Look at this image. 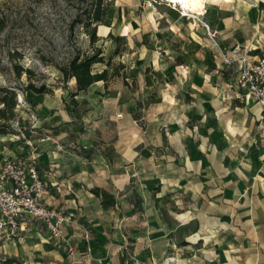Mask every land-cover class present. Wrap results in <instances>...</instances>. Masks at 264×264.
Instances as JSON below:
<instances>
[{
	"label": "rangeland",
	"instance_id": "obj_1",
	"mask_svg": "<svg viewBox=\"0 0 264 264\" xmlns=\"http://www.w3.org/2000/svg\"><path fill=\"white\" fill-rule=\"evenodd\" d=\"M90 2L0 0V87L14 90L17 100L12 132L0 135V167L8 159L34 160L51 197L48 187L52 189L54 171L60 164L73 163L75 155L85 159L84 151L90 152L86 158L89 161L97 153L110 154V162L124 165L129 159H123L117 150L135 148L137 159L142 157L146 164L150 163V154L153 157L158 153L160 162L166 159L167 151H159L165 142L159 143L157 137L166 133L168 118L170 123L175 121L171 113L167 115L164 104L163 108L157 104L158 96H182L177 89H167V84L176 81L171 64H183L188 70L203 65L208 84H229L226 90L207 89L209 96L219 94L226 100L232 93L244 102L253 100L237 86L240 58L245 56L251 64L258 62L249 61L252 48L260 50L254 56L264 58V0H206L202 15L184 11L169 0H106L110 5L97 27L94 46L102 50L105 59L111 57L112 65L124 68L106 87L96 82L75 97L85 102L87 111L80 121L71 122L64 104L74 81L63 83L58 68L68 63L75 47L82 52L91 50L81 24L74 22ZM109 33L122 40L116 43L108 38ZM197 37L204 42V64L196 51L191 58L187 55ZM116 48L119 53L114 55ZM13 53L24 69L33 72L32 81L37 86L45 84L47 92L25 90L26 76L15 78L9 69L8 55ZM227 53L234 62L231 66L223 60ZM104 68V64H97L93 72ZM175 75L181 83L191 82L189 75ZM257 105L261 110L259 123L264 124L262 108ZM159 173L165 177L168 172ZM141 174L150 175L149 171ZM130 196H136L137 202L135 192ZM181 202L177 197L174 203L163 204V217L169 209L181 214ZM21 227L14 236L0 228V264L6 258H16L21 264H75L60 261L66 250L57 248L41 224L30 221ZM168 261L165 264L174 262L170 258Z\"/></svg>",
	"mask_w": 264,
	"mask_h": 264
},
{
	"label": "crops",
	"instance_id": "obj_2",
	"mask_svg": "<svg viewBox=\"0 0 264 264\" xmlns=\"http://www.w3.org/2000/svg\"><path fill=\"white\" fill-rule=\"evenodd\" d=\"M193 41L187 55L191 58L196 51L206 63L204 42L198 37ZM259 51L252 48L249 61L264 59L254 56ZM169 67L176 81L167 89H177L182 96H158L157 104H164L175 121L165 117L167 131L157 137L165 142L159 149L167 151L165 160L150 154L146 164L142 157L137 159L135 148L120 149L117 153L129 159L127 165L97 153L90 161L75 155L73 163L54 171L52 189L48 187L53 197L46 191L43 203L75 214L64 231L74 253H65L61 262L165 264L170 258L173 264H264L260 107L236 100L232 93L226 100L219 94L209 96L207 89L226 90L229 84H208L203 65L189 70L183 64ZM175 72L189 75L191 82L184 85ZM146 171L149 177L141 174ZM162 171L168 172L165 177ZM96 189L112 196L115 204L103 206L101 197L91 193ZM177 197L182 198V213L169 209L163 217V204Z\"/></svg>",
	"mask_w": 264,
	"mask_h": 264
},
{
	"label": "built area",
	"instance_id": "obj_3",
	"mask_svg": "<svg viewBox=\"0 0 264 264\" xmlns=\"http://www.w3.org/2000/svg\"><path fill=\"white\" fill-rule=\"evenodd\" d=\"M226 55L223 60L231 66L234 63L232 57L230 53ZM237 86L241 93L261 106L264 120V60L251 64L242 56ZM46 190V183L34 160L15 158L4 161L0 167V228H6L14 236L27 222H37L45 227L59 247L72 255L74 247L64 231L75 220V214L46 206L43 203Z\"/></svg>",
	"mask_w": 264,
	"mask_h": 264
},
{
	"label": "trees",
	"instance_id": "obj_4",
	"mask_svg": "<svg viewBox=\"0 0 264 264\" xmlns=\"http://www.w3.org/2000/svg\"><path fill=\"white\" fill-rule=\"evenodd\" d=\"M85 1V0H81ZM87 10L79 12L75 18L76 24H81L85 35L88 38L90 45L89 52H82L79 48L75 47L74 54L64 66L58 68L62 82L67 84L74 81L73 89H67V101L64 104V110L69 116L71 122L80 121L86 113L85 102H79L75 97L84 93L88 88L96 82H103L106 87L107 83L118 77L120 71L124 68L121 64L112 65L111 57L105 59L103 52L100 48L94 45L98 41L97 27L105 17L108 6L110 5L106 0H91ZM84 16V19H81ZM2 22L0 21V31L2 30ZM72 29V28H71ZM108 38L116 43L122 40L121 37H113L111 33ZM119 53L118 48L113 52L114 55ZM9 69L15 78L26 76L27 84L25 90L34 94H43L47 92L45 84L37 86L32 81L33 72L24 69L18 62L16 54L8 55ZM97 64H104L105 68L100 72H93V67ZM17 106L16 92L6 87H0V135H6L12 132L10 125L15 116V108ZM11 131V132H10ZM84 150V148H82ZM84 157L89 158L90 152L84 151ZM96 197H101L103 206L109 207L115 204L112 196L101 190H92L91 192ZM1 264H21L16 258H6Z\"/></svg>",
	"mask_w": 264,
	"mask_h": 264
},
{
	"label": "bare ground",
	"instance_id": "obj_5",
	"mask_svg": "<svg viewBox=\"0 0 264 264\" xmlns=\"http://www.w3.org/2000/svg\"><path fill=\"white\" fill-rule=\"evenodd\" d=\"M171 4L180 5L184 11L197 13L198 15L203 14V4L206 0H169Z\"/></svg>",
	"mask_w": 264,
	"mask_h": 264
}]
</instances>
